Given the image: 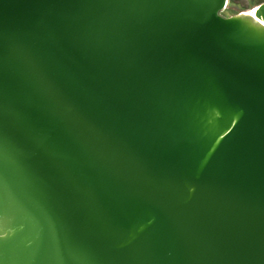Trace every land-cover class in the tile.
Returning <instances> with one entry per match:
<instances>
[{
    "label": "water",
    "instance_id": "95a60500",
    "mask_svg": "<svg viewBox=\"0 0 264 264\" xmlns=\"http://www.w3.org/2000/svg\"><path fill=\"white\" fill-rule=\"evenodd\" d=\"M0 0V264H264V2Z\"/></svg>",
    "mask_w": 264,
    "mask_h": 264
},
{
    "label": "rangeland",
    "instance_id": "374dc122",
    "mask_svg": "<svg viewBox=\"0 0 264 264\" xmlns=\"http://www.w3.org/2000/svg\"><path fill=\"white\" fill-rule=\"evenodd\" d=\"M263 2L264 0H229V4L223 11V15L230 16L241 12H247Z\"/></svg>",
    "mask_w": 264,
    "mask_h": 264
},
{
    "label": "bare ground",
    "instance_id": "6f19581e",
    "mask_svg": "<svg viewBox=\"0 0 264 264\" xmlns=\"http://www.w3.org/2000/svg\"><path fill=\"white\" fill-rule=\"evenodd\" d=\"M255 9H256V7L254 9L250 10V11H247L246 13L254 16Z\"/></svg>",
    "mask_w": 264,
    "mask_h": 264
}]
</instances>
